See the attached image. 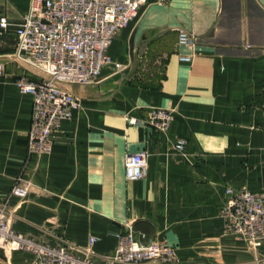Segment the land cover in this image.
<instances>
[{
	"label": "crops",
	"instance_id": "obj_1",
	"mask_svg": "<svg viewBox=\"0 0 264 264\" xmlns=\"http://www.w3.org/2000/svg\"><path fill=\"white\" fill-rule=\"evenodd\" d=\"M30 3L0 0V20L9 22L0 27V206L12 228L81 248L98 237L91 250L100 258L113 254L115 233L132 224L142 242L152 234L172 245L179 264H249L255 253L264 264V244L248 246L221 214L226 187L264 194V0L142 6L109 48L123 70L63 84L80 105L52 133L48 154L28 150L33 97L15 83L49 76L13 58L15 26ZM182 29L191 44L180 45ZM154 108L173 111L168 131L147 123ZM140 149L149 151V167L131 181L125 157ZM20 183L29 185L21 200L11 195ZM32 263L23 250L0 248V264Z\"/></svg>",
	"mask_w": 264,
	"mask_h": 264
},
{
	"label": "built area",
	"instance_id": "obj_2",
	"mask_svg": "<svg viewBox=\"0 0 264 264\" xmlns=\"http://www.w3.org/2000/svg\"><path fill=\"white\" fill-rule=\"evenodd\" d=\"M164 0H31L29 10L16 24L17 48L13 58L48 74V78L31 80L20 76L16 86L33 97L31 125L27 146L31 152L50 153L53 132L65 120H71L80 103L63 84H89L101 78L103 71L113 67L123 70L124 64L109 54L113 39L136 19L142 6ZM6 17L0 27H8ZM180 45L192 43V36L179 31ZM184 59H190L185 57ZM5 62L0 61V76ZM147 123L166 132L174 119L172 110L154 108L147 112ZM131 124L139 119L127 116ZM178 150L183 141L175 143ZM150 153L140 149L125 157V177L138 181L145 177ZM29 185L16 184L11 195L25 199ZM226 201L221 214L225 227L254 247L264 244V194L250 188L226 187ZM8 211L0 206V248L5 252L25 251L33 256L32 264H148L162 260L174 264L177 252L165 240L144 243L137 237L132 224L124 232H116L117 245L112 255L95 256L92 246L98 237L90 236L81 248L60 239L49 243L17 233L9 224Z\"/></svg>",
	"mask_w": 264,
	"mask_h": 264
},
{
	"label": "rangeland",
	"instance_id": "obj_3",
	"mask_svg": "<svg viewBox=\"0 0 264 264\" xmlns=\"http://www.w3.org/2000/svg\"><path fill=\"white\" fill-rule=\"evenodd\" d=\"M157 74V73H156ZM240 238V237H239ZM240 239H242V238H240ZM245 241V240H244ZM246 242V241H245ZM247 244V243H246ZM248 246H251L253 249H259V247H254V246H252L251 244H247ZM172 246V245H171ZM172 248H174L173 246H172ZM175 250V249H174ZM176 251V250H175ZM9 252V251H8ZM177 252V251H176ZM177 254H178V252H177ZM148 264H165L162 260H158V261H154V262H151V263H148ZM174 264H179L178 262L177 263H174ZM236 264H239V263H236ZM249 264H262L261 263V259H260V257H259V255L258 254H254V260H253V262L252 263H249Z\"/></svg>",
	"mask_w": 264,
	"mask_h": 264
},
{
	"label": "water",
	"instance_id": "obj_4",
	"mask_svg": "<svg viewBox=\"0 0 264 264\" xmlns=\"http://www.w3.org/2000/svg\"><path fill=\"white\" fill-rule=\"evenodd\" d=\"M134 230H135V228H134ZM152 238H153V236H152V234H150V238L148 240H143V242L148 243V242L152 241Z\"/></svg>",
	"mask_w": 264,
	"mask_h": 264
}]
</instances>
